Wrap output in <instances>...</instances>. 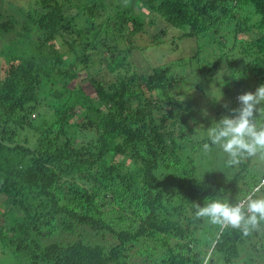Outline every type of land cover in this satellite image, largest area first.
<instances>
[{"label":"trees","instance_id":"obj_1","mask_svg":"<svg viewBox=\"0 0 264 264\" xmlns=\"http://www.w3.org/2000/svg\"><path fill=\"white\" fill-rule=\"evenodd\" d=\"M121 1L27 0L0 15V246L25 264H136L133 250L263 264L264 222L244 235L195 215L244 199L264 166L245 156L229 175L225 157L213 167L227 177L200 173L198 146L215 145L195 140L191 91L216 108L207 127L264 84V0ZM62 232L77 238L43 242Z\"/></svg>","mask_w":264,"mask_h":264},{"label":"clouds","instance_id":"obj_2","mask_svg":"<svg viewBox=\"0 0 264 264\" xmlns=\"http://www.w3.org/2000/svg\"><path fill=\"white\" fill-rule=\"evenodd\" d=\"M238 101L240 107L231 109V116H223L207 131L211 144L219 146L230 157V165L238 164L242 157L264 153V122L258 123V118L264 117V107H261L264 105V84L255 92L238 95ZM203 150L211 151L210 145L204 143ZM261 188H264V180L235 205L214 199L203 207L197 205L195 215L197 218H207L221 230L230 227L249 235L264 222V197L254 198Z\"/></svg>","mask_w":264,"mask_h":264},{"label":"rangeland","instance_id":"obj_3","mask_svg":"<svg viewBox=\"0 0 264 264\" xmlns=\"http://www.w3.org/2000/svg\"><path fill=\"white\" fill-rule=\"evenodd\" d=\"M78 0H74V2L77 3ZM121 4L123 5H128L130 4L128 1L123 0L121 1ZM28 6V2L27 0H0V15L2 13H16L19 12L21 9H25ZM136 13H143V9L139 8L138 6L136 7ZM58 45L61 43V39L58 38L57 40ZM49 50V49H48ZM53 55H57L56 52L53 51ZM44 58L47 60L48 58L52 59L53 57L51 56H47L45 55ZM207 94H211V90L210 88L206 89ZM195 90H192L191 93L192 95H194V101H195V106L196 109H199L197 112V121L198 124L196 126V130L198 131V134L195 136V140L196 141H200L201 138H207V131H208V127H212L214 125V123H210L208 124L207 127H205L202 122L204 123V121H206V119H204L205 117L207 118V115H211L216 113V108H214V106L211 104V102L209 101V98H207L208 96L206 95V93H195ZM220 96V94H219ZM218 96V97H219ZM238 97V96H237ZM205 114V115H204ZM211 151L209 152H205L203 150V145L202 146H198L196 152H195V158L198 164V168L200 173H203L205 176H210L213 178H218V179H223L225 177L228 176V174L225 172L227 170H225V168H223V171H217L216 169H222V167H220V163L221 160L224 159L225 157L230 158L225 152H223V150L215 145V146H210ZM215 161V164H211V161ZM229 161V160H228ZM254 162H257L256 165L261 168L262 166H264V153H257V155L253 158ZM216 166V169L214 168ZM214 166V167H213ZM236 166V165H235ZM257 169V168H256ZM224 172V173H223ZM228 172V171H227ZM234 172V168L230 165L229 166V175L233 174ZM221 173H223V176L221 175ZM166 179H164L166 182L168 181V176L165 175ZM233 197V196H232ZM21 211L17 210V215H21ZM217 226V225H216ZM215 228V225H212V229ZM260 228V227H258ZM255 230V229H254ZM80 231H84V230H78ZM216 234V231H210L208 233V236H212ZM101 238V236H99ZM77 238V233L74 235H71L67 232H62L60 234H55L53 236H51L50 238H47L45 240H43V242H53V241H69V240H74ZM93 239L95 240L96 237L93 236ZM255 239H253L254 242ZM264 240L260 239L257 241V243H259L258 245L262 244ZM108 244V243H107ZM209 247V245H208ZM246 252H244V255H247L248 253H252L254 251L251 250L250 245L245 246ZM131 252V251H130ZM132 260L134 259V262L136 264H154L152 260L150 261H145L144 262V257L143 256H139V254L133 250L132 251ZM211 255V260L207 262V264H227V262L224 261L223 258V254L220 252H214L212 254L211 251H209V253ZM258 255V260L264 264V254L261 253L260 255L257 253ZM26 261H28V257L26 256L25 252L23 253H12V247L11 246H4L1 245L0 246V264H25ZM244 262L238 263V264H243ZM236 264V263H233Z\"/></svg>","mask_w":264,"mask_h":264}]
</instances>
